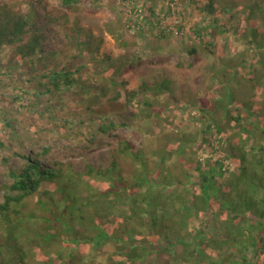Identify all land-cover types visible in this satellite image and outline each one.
I'll return each instance as SVG.
<instances>
[{"label": "trees", "instance_id": "1", "mask_svg": "<svg viewBox=\"0 0 264 264\" xmlns=\"http://www.w3.org/2000/svg\"><path fill=\"white\" fill-rule=\"evenodd\" d=\"M185 1L206 16L209 32L202 25L180 26L179 34L186 33L182 39L191 33L212 46L220 33L226 42L234 38L246 46L237 60L209 66L217 85L210 110L197 100L177 102L168 80L156 85L159 93L169 91L181 120L197 121L190 111L198 110L201 128L163 130L153 140L144 134L145 144L136 150L116 135L109 166L87 164L79 171L70 159L45 163L52 151L46 142L70 141L82 151L118 129L146 120L156 128L155 123L177 118L160 114L163 120H156L158 106L140 100L147 97L146 83L127 92L121 103L118 87L127 84L113 76V58L101 55L103 42L91 32L75 24L58 48L59 34L47 28L66 29L65 16H46L44 28L33 2L24 11L20 0H0V53L15 55L13 67L0 73L37 85L28 91L0 79L13 104L0 109V167L6 175L0 186V264H264V0H205L203 6ZM80 2L61 0V5L73 10ZM149 12L137 22L126 19L128 29L121 26L120 35L134 32L145 41L150 34L156 43L172 37L160 14ZM117 41L126 49L124 59L135 66L142 59L139 43L123 47ZM25 67L31 77L17 73ZM19 109L24 118L13 121ZM30 145L39 146V153L29 154ZM199 152L207 155L204 163ZM220 153L224 159L214 161ZM14 160L20 165H12ZM226 161L236 170L228 171ZM171 166L181 169L177 177ZM226 171L228 181L219 186ZM209 219L217 222L211 232Z\"/></svg>", "mask_w": 264, "mask_h": 264}, {"label": "rangeland", "instance_id": "2", "mask_svg": "<svg viewBox=\"0 0 264 264\" xmlns=\"http://www.w3.org/2000/svg\"><path fill=\"white\" fill-rule=\"evenodd\" d=\"M11 1V0H3ZM132 4H127L123 0H81L78 5H75V9L67 10L61 5V0H20L22 3L21 8L27 10L28 2H33L37 9L39 17V23L46 28V16L52 18H61L65 16L68 20L66 29L56 28L51 26L48 30L54 31L58 37L55 40V44L58 48H62L65 44V34L72 26L78 24L80 27L92 33L96 40H102L101 55H109L113 58V76L118 82H126V87L121 88L119 91L123 97L121 103L125 102L127 92L138 91L142 88L143 84L148 85L147 97L146 94L140 96V100L144 98L150 99L157 107L155 113L158 117L173 114L172 118H177L174 121V125L171 123L162 122L160 125L155 123L156 128L151 125V120L145 121L142 125H132L129 128L118 129L116 132L111 133L104 138L94 140L88 147H81L80 144L73 146L70 141L61 140H50L46 142L45 146L52 148L51 153L47 157H43L45 163H49L55 159H70L75 162L76 168L79 171H84L87 164L94 166L107 167L111 163L110 151L115 145V136L120 135L127 138L134 144L135 150L145 144L144 134L153 136L152 140L157 137L163 130L173 131L177 127H188L190 131L199 130L202 126L201 116L198 110H191L190 116H196L197 121L188 120L184 117L181 120V112L177 109L176 103L170 101L171 94L169 91L159 93V87L162 81L168 80L171 82L170 89L174 94V99L178 100L185 99L189 103H193L197 100V105L203 106L205 109L210 110L212 106L211 100L213 99V93L217 91V85L212 81L209 66L216 63L237 60L240 55L245 52V44H239L234 38H230L227 42L224 40L223 35L220 33L214 34L213 45L207 46L209 40L205 38L202 42L193 39V35L189 33L186 39L184 38L185 30L183 35L179 34L178 28L180 26L187 28L188 30L197 25H202L206 31L208 21L206 16L202 14L196 6L191 7L185 0H135ZM198 5L203 6L205 0H195ZM236 2H242L243 0H234ZM258 1V0H257ZM256 1V2H257ZM25 4V5H24ZM256 5V3H255ZM150 8H153L158 14H160L159 20L162 28L165 31L173 32L174 34L168 40H162L160 43H156L154 37L150 34L147 35L145 41H140L134 32H124L120 35L119 29H128L125 24L126 19H133V22L140 20L141 18H149ZM170 8V15H167ZM244 10V8L242 9ZM256 12L259 8H255ZM166 17L164 16V14ZM65 19H63L64 23ZM62 23V24H63ZM251 26L255 25L254 20L248 21ZM209 32V31H208ZM116 33V35H115ZM115 35V36H114ZM122 42L123 47L128 45L139 43L138 55H142V59L135 65L131 66L128 64L124 56L127 54L126 49L119 47L118 41ZM196 48L198 53L195 56H191L188 50ZM205 50V51H204ZM5 58V61L4 59ZM15 55L14 53H8L7 51L0 53V68H11L13 67ZM18 74H21L24 78L31 77L32 73L28 68L16 69ZM21 77V76H19ZM0 79L2 84L12 83L13 86H23L25 90L33 91L37 88L34 86L25 84L23 80H18L17 77L13 78L4 76L0 73ZM16 81V82H15ZM36 83V82H34ZM19 89L15 88L14 93H18ZM191 93V95L186 96ZM166 96V97H165ZM9 93L4 86H0V109H9L13 104L8 102ZM69 98H72L71 96ZM167 98V99H166ZM169 99V101H168ZM167 100V101H166ZM159 104H165L173 102L169 107L159 106ZM175 104V106H174ZM14 108V107H13ZM30 110V109H29ZM136 110V109H135ZM32 113V111H30ZM136 112V111H134ZM17 118H24L23 112L19 109V115L11 116L13 121ZM184 119H187L184 121ZM156 120L162 121L160 117ZM149 122V123H148ZM153 123V122H152ZM144 132V133H143ZM0 135L2 131L0 129ZM156 140V139H155ZM217 148V144L215 145ZM39 146L30 145L27 152L29 154L39 153ZM197 153V157L204 163V159L207 155ZM214 161L217 159H224V154L220 153L218 156L214 155ZM19 160H14V166L20 165ZM228 171L233 172L236 170L234 164L228 165L229 162H225ZM196 165L190 167V175L194 176V168ZM173 176L181 173V169L177 166H171ZM224 175L223 178L217 180L219 186H224V183L228 181L230 173ZM5 170L0 167V186L6 181ZM2 194L0 192V200ZM211 221L212 228L209 230L217 229V222ZM214 222V223H213ZM196 224H199L196 222Z\"/></svg>", "mask_w": 264, "mask_h": 264}, {"label": "built area", "instance_id": "3", "mask_svg": "<svg viewBox=\"0 0 264 264\" xmlns=\"http://www.w3.org/2000/svg\"><path fill=\"white\" fill-rule=\"evenodd\" d=\"M181 35H183V31L181 32Z\"/></svg>", "mask_w": 264, "mask_h": 264}]
</instances>
